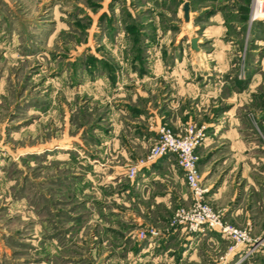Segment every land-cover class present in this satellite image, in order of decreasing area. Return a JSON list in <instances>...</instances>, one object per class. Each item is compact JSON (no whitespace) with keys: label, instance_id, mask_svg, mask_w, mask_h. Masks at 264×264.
I'll use <instances>...</instances> for the list:
<instances>
[{"label":"rangeland","instance_id":"obj_1","mask_svg":"<svg viewBox=\"0 0 264 264\" xmlns=\"http://www.w3.org/2000/svg\"><path fill=\"white\" fill-rule=\"evenodd\" d=\"M254 2L0 0V264H242L264 247V17L252 19ZM182 77L205 98L173 103ZM168 105L188 118L179 129L162 116ZM189 123L204 125L206 195L255 239L244 250L177 220L190 201L183 170L173 153L149 158L163 125Z\"/></svg>","mask_w":264,"mask_h":264},{"label":"built area","instance_id":"obj_2","mask_svg":"<svg viewBox=\"0 0 264 264\" xmlns=\"http://www.w3.org/2000/svg\"><path fill=\"white\" fill-rule=\"evenodd\" d=\"M251 17L252 19L264 17V0H255ZM204 134V125L198 126L197 123H189L183 132H175L171 127L163 125L159 136L151 146L149 158L164 153H173L183 170L190 191V201L178 207L177 220L185 222L190 229H217L223 235L231 237L235 245L252 242L255 239L246 227L241 228L224 221L207 198L206 188L202 181L203 175L199 170V155L196 151ZM256 241L264 245V240Z\"/></svg>","mask_w":264,"mask_h":264},{"label":"crops","instance_id":"obj_3","mask_svg":"<svg viewBox=\"0 0 264 264\" xmlns=\"http://www.w3.org/2000/svg\"><path fill=\"white\" fill-rule=\"evenodd\" d=\"M200 39L201 38L198 36V44H199ZM218 54H220V58L219 59H216V60L218 62L226 63L225 67L229 68V66H230L229 63H230L231 60H233L232 56L231 55H229V56L226 55V53H224V51L223 52L221 51ZM181 58H182L181 63L185 62L184 61L185 60L184 59V56H181ZM182 73L185 74V71L182 70ZM181 79L177 81V87H178V89L176 91H173V92L177 93V96H179V98L176 99V100H173V103L174 102H177V101H178L177 103H179V101H184L188 97L196 98L197 95L200 97L201 96L200 94H203V93H200V92H196V89L198 87H196L195 85H193L191 83H189L188 85H180V84H182V81L185 78L182 77ZM179 82H181V83H179ZM202 97L205 98L204 97V94L202 95ZM196 104L197 105H193L192 106L193 109H194V112L196 114H198V116H201L202 113H203V110H205L203 108L204 103H203L202 100H200V102L199 103H196ZM188 108H190V107H188ZM186 111H187V109L185 110V112ZM164 114H166L168 121L176 129H179L182 126L181 124H183L184 121L185 120L187 121V119H188V118L187 119H183L182 118V113L179 112L178 105H168L167 107H164L163 110H162V116ZM155 119L157 121H160V117H155ZM202 143L204 145H208V143H210V141L207 139V141L204 140ZM199 163H200V161H199ZM155 173H156V171L155 170H152L151 172H149V174H147V177L145 179H149L150 177L155 176ZM183 179H184V182L186 183L184 176H183ZM186 185H187V183H186ZM187 188H188V186H187ZM188 190H189V188H188ZM208 199L213 204V202L211 201L212 200V197L210 195L208 196ZM247 245H248V243L247 244L244 243V245H242V250H244V247L247 246ZM250 254H249L248 257H246V259L244 260V263H242V264H264V247H261L259 245H256V248ZM244 256H246V254H244V252H242L241 254H239L238 256L235 257V260L236 261H239ZM234 264H236V262H234Z\"/></svg>","mask_w":264,"mask_h":264},{"label":"water","instance_id":"obj_4","mask_svg":"<svg viewBox=\"0 0 264 264\" xmlns=\"http://www.w3.org/2000/svg\"><path fill=\"white\" fill-rule=\"evenodd\" d=\"M183 10H184L185 19L189 20L190 19V3H189V1H185L184 6H183ZM191 43H192V46L195 49L199 48V46H198V37L197 36H193L191 38Z\"/></svg>","mask_w":264,"mask_h":264}]
</instances>
